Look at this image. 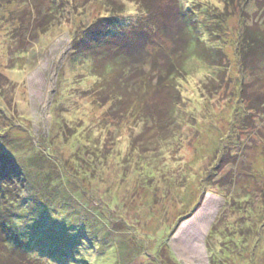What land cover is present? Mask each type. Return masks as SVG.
Masks as SVG:
<instances>
[{
	"label": "rangeland",
	"instance_id": "1",
	"mask_svg": "<svg viewBox=\"0 0 264 264\" xmlns=\"http://www.w3.org/2000/svg\"><path fill=\"white\" fill-rule=\"evenodd\" d=\"M178 4L140 27L148 65L126 74L96 39L142 24L138 3L0 0V167L18 189L0 221L15 210L14 241L44 252L0 239L2 264H264V0ZM170 57L184 72L159 91L152 59Z\"/></svg>",
	"mask_w": 264,
	"mask_h": 264
},
{
	"label": "trees",
	"instance_id": "2",
	"mask_svg": "<svg viewBox=\"0 0 264 264\" xmlns=\"http://www.w3.org/2000/svg\"><path fill=\"white\" fill-rule=\"evenodd\" d=\"M128 1L136 2L140 5L143 12L146 14V17L143 18L144 20H142L144 22L142 24L138 23V24L133 25L134 29H132L129 32H126V31L121 32L120 31L119 33H115V34H111V35H105L104 37H102V35H101L100 38L96 39V46L99 48V50L97 52L98 55L102 54L103 59H111V57H112L113 59H111V60H113L114 63L118 64L121 68H123L124 71H126L125 69H128L126 74H128V73L131 74V71H133L134 73H138L140 68H142V65L147 64V61L149 59V55L147 53V50L145 49L147 47L146 44L148 43L147 38L145 37V35L139 34L140 33L139 30L141 29L140 27L142 26V30L145 29V32H146L145 26H146V24H149L151 32H148V35H149V33H154L156 27L159 25L158 21H156V20H158V17L160 16V11H158V10L160 9L161 3H165V0H128ZM175 2H176V6L179 7L178 0H175ZM180 6H181V7H179L181 9V12H180L181 16L180 17H181V20L183 22L182 23L183 31L181 30L179 35H182L183 32H187L188 36L190 37V39L192 41V47L195 48L200 42L199 35L197 34V31L195 30V28L191 27L190 21L192 19H191V16H189V14H188V11H187L188 8L185 7V5L183 3L180 4ZM180 17H178V18H180ZM192 23H193V20H192ZM159 28H161V27H159ZM129 34H130V36H129ZM99 35H97V37H99ZM104 40H106L105 45L100 47L104 43ZM121 42L122 43L124 42L125 44L121 46V44H122ZM144 42H145V45H144ZM140 44H143V47H144L143 51L144 52H141V50L139 49ZM161 47H162V45L160 43V49H163L165 47V45H163V48H161ZM102 48H103V50L101 52ZM163 50L166 51L165 48ZM195 50H196V48H195ZM250 50L251 49H249V52H250ZM193 51H194V49L193 50L191 49V52L188 54V57L194 56ZM103 52H105L107 54H105ZM113 52H116V53H113ZM174 57H170L171 60L173 59L171 62L168 60L165 63L161 62L160 65L157 63L155 58L152 59V62L154 63L155 76H157L156 79L158 82L159 91L164 90L166 88L173 89L172 80L176 79V77L178 78L179 75L184 72V68L178 62L176 63V60ZM151 65H153V64H151ZM167 114L168 113L166 112V115H165V112L160 110L159 116H158V121H156V123H155L156 125H158V127H159V125L161 127L166 126V125H162V123H164L165 120L167 119ZM6 163H7V157H5V160H3L1 167H0V202L3 198H5V200L10 198V195L16 196V194L18 192V189L17 190L14 189V185H12L14 183V181H11V180L6 179L4 177L5 172L8 171V169L5 165ZM7 165H8V163H7ZM10 186H12V188ZM4 188H5V190H7V192H5ZM18 195H19V193H18ZM18 200L19 199L17 198V201H13L11 204L14 205V207H16V204H14V203L18 202ZM0 207H1V204H0ZM7 210L9 212V215L5 214L7 216V219L0 221V239H2L1 241L4 242L5 244L11 246L12 248L17 249L19 252L22 251L24 253H27L28 251H36V252L39 251V252H37L38 254L43 253V255H44V252L42 251V249L40 247H38L37 249L36 248L29 249L28 247H27V249H24L22 244L14 241L13 236L10 235V233H9L10 227H12V226H9V222L11 221L12 217L15 216L16 211L12 210L10 207ZM14 251L16 252V250H14ZM0 264H2L1 260H0Z\"/></svg>",
	"mask_w": 264,
	"mask_h": 264
}]
</instances>
